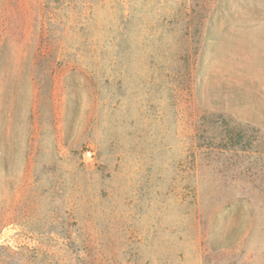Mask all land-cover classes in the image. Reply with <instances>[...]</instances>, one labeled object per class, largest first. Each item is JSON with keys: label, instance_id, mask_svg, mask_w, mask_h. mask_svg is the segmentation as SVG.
<instances>
[{"label": "rangeland", "instance_id": "374dc122", "mask_svg": "<svg viewBox=\"0 0 264 264\" xmlns=\"http://www.w3.org/2000/svg\"><path fill=\"white\" fill-rule=\"evenodd\" d=\"M52 5L0 0V264H264V0Z\"/></svg>", "mask_w": 264, "mask_h": 264}, {"label": "trees", "instance_id": "16d2710c", "mask_svg": "<svg viewBox=\"0 0 264 264\" xmlns=\"http://www.w3.org/2000/svg\"><path fill=\"white\" fill-rule=\"evenodd\" d=\"M18 1L19 0H13L15 7L18 6ZM41 1H43V9L45 13L49 15L50 19H54L56 22L60 18V15H59L60 13L58 11L59 7L52 5V2L56 0H41ZM66 8H69V5L66 6ZM43 29H44V26H43ZM207 33L209 34L210 30H208ZM178 69L180 68L178 67ZM189 69L192 70V68H190V63L188 64V70Z\"/></svg>", "mask_w": 264, "mask_h": 264}]
</instances>
